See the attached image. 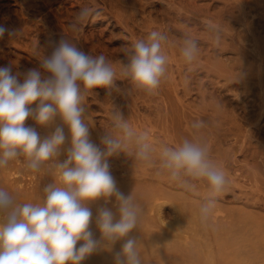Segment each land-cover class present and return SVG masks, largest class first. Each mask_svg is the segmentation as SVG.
Returning a JSON list of instances; mask_svg holds the SVG:
<instances>
[{"label": "rangeland", "instance_id": "1", "mask_svg": "<svg viewBox=\"0 0 264 264\" xmlns=\"http://www.w3.org/2000/svg\"><path fill=\"white\" fill-rule=\"evenodd\" d=\"M84 7L99 11L100 15L73 30L70 26ZM0 25L14 32L12 36L6 32L0 38V66L12 65V73L21 80L27 69L39 67V61L50 55L54 43L61 39H70L86 54L105 55L116 68V87L110 91L94 89L88 93L84 105L89 138L102 150L101 137L107 131H115L112 113H120L136 130H149L150 140H157L154 143L157 148L162 139L159 130L172 135L163 145L176 146L185 139L195 140L192 124L203 120L205 126L201 132L215 144V156L224 157L214 164L227 177L225 189L215 197L206 222L200 219V207L209 197L206 180L191 181L194 187L187 189L161 171L158 161L154 160L150 167L136 161L131 149L129 155L121 152L109 157L108 163L110 167L123 165L126 173L162 175L169 183L181 185L165 187L168 193L181 197L177 201L160 193L161 209L141 208L147 221V234L169 231L167 221L174 224L182 215L179 232L184 235L181 239L184 249L190 254L203 255L202 247L192 240L194 234L214 249L209 262L202 259L193 263L185 259L188 264H212V257L218 258L214 230L221 223H227V264H264V0H0ZM209 25L219 29L218 41L217 33ZM153 30L168 37L163 48L168 62L166 76L152 95L135 89L126 79H119H122L120 61L127 63L125 53L137 40H146ZM186 37L196 39L199 46L197 58L191 64L181 55ZM227 76L230 78L226 79ZM58 121L62 119L53 122ZM36 131L43 139L42 128ZM53 131L54 128L47 134ZM69 146L70 140L66 138L59 161L66 159ZM118 170L119 174L111 173L118 189L127 196L126 185L133 180L122 178L120 174L125 172ZM37 173L51 177L53 182L48 168ZM133 183V186L140 184ZM13 185L26 187L16 182ZM204 192L208 196L202 199L199 196ZM13 197L17 203H32L24 195ZM100 203L116 212L115 197L107 204L100 199ZM193 204L196 216H187L185 211L192 209ZM161 216L165 217L164 222ZM145 235L137 229L130 236ZM148 241L146 238L142 245V264H167L157 260V254L167 247L164 242L151 246Z\"/></svg>", "mask_w": 264, "mask_h": 264}, {"label": "clouds", "instance_id": "2", "mask_svg": "<svg viewBox=\"0 0 264 264\" xmlns=\"http://www.w3.org/2000/svg\"><path fill=\"white\" fill-rule=\"evenodd\" d=\"M99 11L81 8L70 26L83 27ZM217 33L219 29L209 25ZM8 32L0 25V38ZM168 37L153 30L147 39L134 42L126 52L127 63L120 61L119 80L132 87L155 93L166 76L168 57L163 51ZM198 41L183 40L181 55L188 64L198 55ZM22 80L12 73V65L0 66V169L23 157L26 167L39 172L48 168L53 182L43 189L42 203H17L6 190L0 189V264H81L101 249H111L123 240L115 252L113 264H142L138 240L129 234L138 227L141 206L131 195L121 192L110 171L108 158L121 152L159 169L173 181L191 189V181L206 180L209 197L200 207L201 222L213 211L215 197L223 192L227 177L209 156L208 146L196 140H183L179 145L157 148L148 131L136 130L120 113H112V127L101 137L103 150L89 136L85 122V103L94 89L116 87L117 70L105 55L92 56L81 51L70 39L54 43L50 55H44L39 67L29 68ZM35 103V108L30 107ZM59 115L70 132L66 159L59 161L65 144L64 127L57 126L45 138L25 126L33 118L40 126L50 125ZM205 126L203 120L192 124L194 131ZM115 197L116 212L107 206L97 209V239L90 229L93 221L89 204L103 199L107 204ZM118 213V218H117ZM83 241L78 245V242Z\"/></svg>", "mask_w": 264, "mask_h": 264}, {"label": "bare ground", "instance_id": "3", "mask_svg": "<svg viewBox=\"0 0 264 264\" xmlns=\"http://www.w3.org/2000/svg\"><path fill=\"white\" fill-rule=\"evenodd\" d=\"M229 78L230 77L227 76L226 79H229ZM209 90H210V88H209ZM30 107L35 108V103L33 105H31ZM231 107L232 106H230V108ZM134 111H135V109H134ZM238 112H240V111H238ZM56 118L59 119L61 117L59 115H57L55 117V119ZM175 120H177V119H175ZM175 123L178 124L177 121ZM25 126L32 127L35 130H37V128H39V127L42 128V130L44 132L43 133L44 138L49 135V134H47V132H49L51 129L54 128V130H55V128L57 126H61V127H64L66 138L68 140H70V132L68 130V127L66 125H64V123L62 121L52 122L48 126H40V125H38L36 123V121L33 118L30 117V118H28L25 121ZM178 127H179V124L176 125V128H178ZM142 128H144V127H142ZM191 130L193 131V133L196 134V136H195V138H196L195 140L196 141L202 142V143H204V144H206L208 146L209 156H210L211 160L213 161V163L216 164L217 162H220V160L224 158V157H221L220 155H216L215 156L214 149H213V146L215 144H213L212 140H210L209 137H207L204 133L201 132V129L199 131H194V129L191 128ZM159 131H160V136L162 135V139L159 141V143H160V145H163L164 142L168 141V139H170L172 137V135L171 134L170 135H166L164 130H159ZM151 141L153 142V144L157 143V140H155V139H151ZM176 141H178V140H176ZM16 161H19V163L16 164ZM156 161H158V160H156ZM118 168H121V171H124V172L126 170V167H123V165L113 164V166L110 167V171L112 173H114V174H119L120 171L118 170ZM13 175L15 177H13ZM120 176L122 178H124V179L125 178L132 179L133 182H139L140 183L139 186H133L135 184L131 181L133 185L132 184H128V185H126V188L128 189L129 195L132 194V196L134 198V201L137 202L141 207L150 206V207H159V209H161L162 206H163V203L159 202L158 194H160V193H165L166 195H168L169 197L173 198L176 201H177V199L181 198L180 196H177L175 194L168 193L166 188H165V187H168V186L171 187V188H177V187H181V185H179V184H177L175 182H170L169 183L168 181H166L164 179V177L162 175L149 174V176H144L143 173H142L140 176H137L135 172H127V173L125 172V174H120ZM28 177H30V178H28ZM15 182L16 183H20V184H25L26 187L19 186L17 188H14L13 184ZM202 182H204V181H202ZM50 183H51V177L50 178L42 177V176L38 175L37 172H33V171L29 170L26 167V161H25V159L23 157H20V158H18L16 160L10 161L8 166H7V168L0 169V189H4V190L8 191L12 196H14L15 194L24 195V198H26L27 200H29L32 203L39 202L40 198L44 197L43 189L45 188V186H47ZM207 196H208L207 193L204 192L199 197L203 199V198H206ZM88 206L92 209L93 221H94L93 224H90V229L93 231V233H94V230L96 231L94 233V235H95V237L97 239H99L101 234H100L99 230L96 228L95 216H96L97 209L99 207H101L102 205L100 203V200H98V201H95V202L89 204ZM175 207L179 208V205L176 204ZM191 207H193L194 209L192 208L193 209L192 210L190 208L187 211H185V210L184 211H185L187 216L193 215L192 217H195L196 214H195L194 210L196 208V205L193 204V205H191ZM178 211H181L180 208L178 209ZM143 214L144 213H141V216H140V219H139V223H138L139 227L135 229V230H137V229L138 230H142L144 232V234H146L145 236L135 237L138 240V252L140 254L141 260L143 259L142 254H141V250L144 249V248H142V245H143V243L145 242V240L147 238L149 240L148 242L150 243L149 245H151V246H154L157 242H164V244L167 246V247L163 248V250H161V252H159V254H157V260H159L158 261L159 263L177 264V262L180 261L181 263H178V264H182V261L184 260L183 264H188L187 262H189V261H192L193 263H195V261H199V260H202V259H205L208 262L210 261L212 253H214V249H210L209 245L207 244V242L202 241L201 238L198 237V234H194L192 240L194 239V241L198 242L199 245L202 247L203 255H202V253L200 255L198 252L195 253V254H190L189 251H186L184 249V244L181 241V239L184 237V235H183L182 231L179 232L180 227L182 226V223H181L182 221H180V220H182L181 219L182 218V215H181L182 212H181V214H178V215H181V218H180V220L176 219L177 220L176 223L172 224V222H171V224L169 223L170 224L169 225L168 221H167V224H165V225L169 226V231H167V232H155V233L150 232V234H147L145 232L147 230L145 228L146 225H147V221H146L145 216ZM163 216H161V218H162V221L164 222L165 217L163 219ZM117 217H118V215H117ZM178 219H179V216H178ZM135 230H133V231L135 232ZM133 231L129 235L133 234ZM214 231H215L214 233H215L216 240H217V245H218V248H217L218 258L213 256L212 257V264H227V223H221L220 225L217 226V228ZM82 242L83 241L78 242L77 246H79V244L82 243ZM123 242H124L123 240L117 241L112 246L111 249L98 250L97 252L93 253L92 255L87 257L85 260H83L81 262V264H113V256H114L115 252H118V251L121 250V246H122ZM198 255H199V257H198ZM185 259H188L189 261H187V260L185 261Z\"/></svg>", "mask_w": 264, "mask_h": 264}]
</instances>
